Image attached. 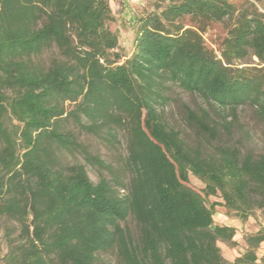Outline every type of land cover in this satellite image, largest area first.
<instances>
[{"label":"trees","instance_id":"16d2710c","mask_svg":"<svg viewBox=\"0 0 264 264\" xmlns=\"http://www.w3.org/2000/svg\"><path fill=\"white\" fill-rule=\"evenodd\" d=\"M148 1L122 61L109 24L124 0H0L1 264L255 262L264 229L229 260L218 243L235 246L237 229L213 214L264 216V153L210 144L244 107L264 124V0ZM224 21L218 57L202 33ZM249 55L259 67L233 66ZM169 83L203 102L183 105L192 141L162 117ZM69 125L113 147L123 131L125 153L106 162Z\"/></svg>","mask_w":264,"mask_h":264},{"label":"rangeland","instance_id":"374dc122","mask_svg":"<svg viewBox=\"0 0 264 264\" xmlns=\"http://www.w3.org/2000/svg\"><path fill=\"white\" fill-rule=\"evenodd\" d=\"M240 1L242 0H235V2ZM148 2V0H124V3L126 4L125 11L121 14L116 13L115 20L109 24L110 29L115 31L118 36V48L116 50L122 55V61L131 56L135 44L136 28L132 24L133 20L131 17V11L138 7H148ZM183 23L185 24V27H187V20H184ZM231 23V21L212 23L202 33L206 46L211 48L218 57H220L221 42L226 37L228 30L231 27ZM50 56V53H46L44 58H49ZM233 66L259 67V64L256 57L249 55L244 60L235 61ZM166 95L168 96V100L162 113L165 122L168 125L179 129L181 135L185 136L189 141L196 139L197 135L195 130L189 127L185 122L183 105H188L193 109H197V107L203 105L201 99L197 95L186 92L177 85L171 83L167 85ZM69 126L74 130L77 134L78 140L84 144L87 150L96 153L106 162L113 163L118 156L125 153L126 142L125 133L123 131H119V143H116V147H113L102 138L82 132L75 126ZM223 142L236 144L244 151L248 150L253 153H264V124L254 115L249 107H244L239 112L238 120L233 125L231 132L226 133L220 129L218 139L211 141L210 145ZM204 144H207V142H204ZM76 158L81 161L80 155H76ZM87 169L91 180L97 181L98 177L96 170L90 166H87ZM189 181L197 190H201L204 186V184L192 174H189ZM205 200L207 205L213 201L221 202L219 196H209L205 198ZM230 221H236V224H238L235 237L237 244L230 247L224 243H218L222 255L226 259H231L230 257L234 255L235 252L241 254L242 250L245 251L244 236L246 234L255 233L259 229H264V216L259 209L254 210L251 216L242 221L238 218L228 216L223 206H215L213 214L214 224L224 225L225 223H230ZM262 244L264 245V242L260 243L258 248L263 246ZM6 251L7 244L0 231V264L1 258ZM103 259L105 261H111L114 264V257L111 254H104Z\"/></svg>","mask_w":264,"mask_h":264},{"label":"crops","instance_id":"0c3cea01","mask_svg":"<svg viewBox=\"0 0 264 264\" xmlns=\"http://www.w3.org/2000/svg\"><path fill=\"white\" fill-rule=\"evenodd\" d=\"M224 225H229V226H233L235 228H238V224H236V221H230V223H225ZM243 252L244 251L242 250V253ZM238 255H240V253L235 252V254L232 255L230 257L231 259H229V260H233ZM256 256H257V258H256L255 262L251 263V264H264V245L256 250Z\"/></svg>","mask_w":264,"mask_h":264}]
</instances>
